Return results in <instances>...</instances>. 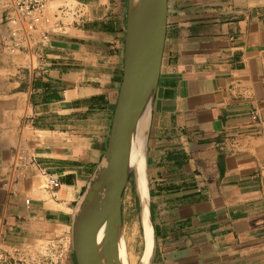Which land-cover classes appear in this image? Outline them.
<instances>
[{"label": "crops", "instance_id": "1", "mask_svg": "<svg viewBox=\"0 0 264 264\" xmlns=\"http://www.w3.org/2000/svg\"><path fill=\"white\" fill-rule=\"evenodd\" d=\"M54 2L81 13L43 14L32 31L0 13V251L75 264L72 219L107 148L127 0ZM149 122L148 264H264V0H167ZM128 186L123 241L141 264Z\"/></svg>", "mask_w": 264, "mask_h": 264}, {"label": "water", "instance_id": "2", "mask_svg": "<svg viewBox=\"0 0 264 264\" xmlns=\"http://www.w3.org/2000/svg\"><path fill=\"white\" fill-rule=\"evenodd\" d=\"M166 19L167 0H143L139 9L136 8V0H127L122 80L107 148L72 219L70 243L75 264H101L100 250L108 233L110 242L106 252L113 258L112 264H118L116 241L124 240L122 198L131 175H134L144 134L145 76L148 64L155 55L157 72L152 106ZM125 259L128 264L126 249Z\"/></svg>", "mask_w": 264, "mask_h": 264}, {"label": "bare ground", "instance_id": "3", "mask_svg": "<svg viewBox=\"0 0 264 264\" xmlns=\"http://www.w3.org/2000/svg\"><path fill=\"white\" fill-rule=\"evenodd\" d=\"M143 3V0H136V8L139 9ZM157 72V62L156 56L154 55L147 67L146 76H145V111L143 115V129L144 134L141 141V148L137 156L135 165H134V179H135V190L137 192L138 201H139V216L142 229V238L145 247L143 264H148L151 258L152 252V234L151 226L149 220V210H148V188H147V173H146V159H145V142L147 138V132L149 127L150 119V108L151 100L155 86ZM110 242L109 233L104 238V241L100 250V260L101 264H112L113 258L106 252V247ZM122 240L116 241V254L118 255V264H126L125 255L123 258L122 254ZM124 245V244H123ZM124 251V248H123Z\"/></svg>", "mask_w": 264, "mask_h": 264}, {"label": "built area", "instance_id": "4", "mask_svg": "<svg viewBox=\"0 0 264 264\" xmlns=\"http://www.w3.org/2000/svg\"><path fill=\"white\" fill-rule=\"evenodd\" d=\"M54 0H0V13L5 14L6 23L13 28L21 25L24 29L32 31L35 25L41 20L48 5ZM73 12V13H72ZM78 15L81 11L70 6H58L55 17H64L65 15ZM21 155L18 154V158ZM48 188L56 189L59 183L53 176L45 178ZM27 203V201H26ZM69 249V245H67ZM41 264H60L62 255L57 256L48 254L45 249L41 254ZM0 264H39L35 258L25 257L20 250H13L9 253L0 251Z\"/></svg>", "mask_w": 264, "mask_h": 264}, {"label": "rangeland", "instance_id": "5", "mask_svg": "<svg viewBox=\"0 0 264 264\" xmlns=\"http://www.w3.org/2000/svg\"><path fill=\"white\" fill-rule=\"evenodd\" d=\"M61 3L60 2H52L48 5L45 13H44V16L48 15V16H52L54 13H56V8L57 6H59ZM43 18V17H42ZM41 18V19H42ZM41 21V20H40ZM54 22V20H53ZM135 179H134V175H131L130 177V180H129V186H128V190H127V194H131V193H134L135 192ZM127 213L125 215V217H127ZM128 223V222H127ZM124 244V241L122 240V254H123V258H124V255H125V246L123 245ZM123 248H124V251H123ZM126 261V259H125Z\"/></svg>", "mask_w": 264, "mask_h": 264}]
</instances>
